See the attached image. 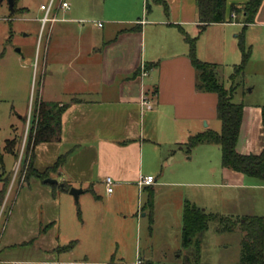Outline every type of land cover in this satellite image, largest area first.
Masks as SVG:
<instances>
[{"label": "crops", "instance_id": "crops-1", "mask_svg": "<svg viewBox=\"0 0 264 264\" xmlns=\"http://www.w3.org/2000/svg\"><path fill=\"white\" fill-rule=\"evenodd\" d=\"M164 1L167 12L156 4L162 8L161 14L153 19H126L128 28H117V21H108L112 25L109 31L94 24L100 29L99 34V30L90 33L70 8L61 10L57 5L56 21L46 26L40 41L37 37L33 59L27 47L16 52L10 45L0 44V109L7 120L5 126L8 124L11 131L16 129L10 114L22 124L27 120L29 124V103L24 109L22 106L28 102L31 75L35 79L39 76L40 99L66 105L59 141L39 144L33 151V168L39 173L50 169L59 156H65L61 167L48 173L47 178L57 180L58 184H45L33 176L17 185L14 173L7 172L5 166L0 168V191L7 182L0 204V264L23 262L16 257L19 246L30 258L25 262L59 263L57 253L66 250H61L54 238L51 242L46 239L60 220L61 199L68 201L65 197L69 191L62 190L63 184L81 189L79 196L89 193L94 200L100 199L99 188L107 193V177L113 184L137 187L138 191L152 189L153 185L139 188L137 183L141 176H153L143 166H157V148L161 143L165 147L185 146L192 135L208 129L219 132L217 95L195 89L196 71L181 30L195 38L198 60L216 64L218 75L223 67H230V84L233 67L241 61L238 38L243 34L250 57L241 79L240 101L233 99L234 103L244 105L236 151L242 155L261 152L264 0L247 25L242 16L230 12V7L250 0H226L229 20L203 29L197 20L196 0ZM42 16L40 10L36 17L39 25ZM141 64L146 68V76H141ZM142 99L150 104L149 108L141 106ZM21 136L17 137L19 148ZM194 149L202 154L204 166H221V159L220 164L209 163L210 155L219 151L218 145L201 144ZM13 152L8 154L14 157L16 151ZM215 172L218 181L209 183L210 186L259 189L264 195V183L257 179L222 167ZM205 173L210 174V170L205 169ZM162 179L158 183L155 179L154 185L162 186ZM87 189L91 191L85 192ZM112 192L107 193L108 199ZM144 210L151 211L145 204L141 208L138 202L136 214L133 209L132 213L127 210L124 219L128 216L133 220L139 213L146 216ZM92 212L98 215L95 202Z\"/></svg>", "mask_w": 264, "mask_h": 264}, {"label": "rangeland", "instance_id": "rangeland-1", "mask_svg": "<svg viewBox=\"0 0 264 264\" xmlns=\"http://www.w3.org/2000/svg\"><path fill=\"white\" fill-rule=\"evenodd\" d=\"M60 1L54 0V6ZM66 1L69 8L75 12L74 16L83 21L90 33L99 30L96 34L100 33V29L94 27V24H100L99 28L103 25L105 31H109L112 27L108 21H117V28H128L130 24L125 23L126 19L134 17L135 20L141 17L153 19L162 12V8L152 0ZM48 2L49 0H16L15 13L10 11L5 0L0 2V44L10 45L14 49L27 47L33 59L40 33V25L36 17L40 12V4L46 5ZM148 45L147 42V47ZM229 68L223 67L218 78L225 88L239 83L233 98L235 102H239L242 76L237 75L230 84L227 74ZM39 89L38 74L36 79L31 75L28 102L22 106L24 109L29 103L28 118L35 101L39 98ZM9 118L16 124V129L13 131L8 124L5 126L7 120L3 109H0V168L5 166L7 172L14 173L18 185L33 177L29 176L25 179L27 163H24V160L30 155L28 151L26 156L29 126L28 120L22 124L12 114ZM216 124L220 131V120ZM21 134L20 148L13 147L16 151L13 157L4 151L5 141L13 137L17 138ZM157 149L160 157L157 166L143 167L152 173L157 183L163 178L162 186L153 185L152 191L151 188L138 191L137 187L113 184V192L110 194L112 197L109 199L106 197L105 189L101 188L97 192L100 196L99 200H94L89 193L82 194L77 201L70 194L65 197L68 201L61 199L60 220L56 224L54 233L51 232L46 240L51 242L54 238L56 245L62 247L61 250H64L63 246L73 241L75 245L69 250L57 253L59 263L55 264H135L138 260L143 264L184 263L189 251L182 249L180 239L182 207L186 200L207 213L230 219L242 220L247 216H264V195L259 189H227L210 186L209 183L218 181L215 171L221 166H204V158L197 149L193 148L187 153L186 146L165 147L164 143H161ZM220 157V149L214 151V155H210L209 163L220 164ZM205 169H209L210 174H204ZM2 177L3 173L0 169V178ZM150 192L151 211L144 210L142 213H146V216L142 217L139 213L133 220L128 216L124 219L127 210L132 213L133 209V213L136 214L138 202L141 208H144ZM94 202L98 207V215L92 212ZM78 210L80 216L77 214ZM219 228L217 221L209 222L208 229L201 238L200 262L240 264L241 240L244 232L239 228L230 231H220ZM16 248L18 252L16 257L23 260L19 264H43L25 262L26 259H30L26 256L28 254L22 251V247ZM189 262L192 264L191 261Z\"/></svg>", "mask_w": 264, "mask_h": 264}, {"label": "trees", "instance_id": "trees-1", "mask_svg": "<svg viewBox=\"0 0 264 264\" xmlns=\"http://www.w3.org/2000/svg\"><path fill=\"white\" fill-rule=\"evenodd\" d=\"M263 0H250L241 6H231L230 12L243 17L244 25L253 21V18ZM155 4L162 5L167 12V4L164 0H153ZM16 0H14V10L16 9ZM148 7V6H147ZM146 7V8H147ZM197 20L199 28L213 23L226 22V0H196ZM181 29V28H180ZM184 40L188 45V56L191 65L196 71L195 89L200 92H211L217 95L216 114L221 122L219 132L206 130L202 133L192 135L185 143L187 152L201 144L218 145L221 152V167L240 173L246 177L257 179L264 183V106L261 107L262 122V150L259 154L242 155L236 151V145L239 138L241 122L243 118L242 103H234L233 97L237 91V86L225 88L219 81L217 65L208 62H202L197 59L195 54V38L188 37L181 30ZM238 49L241 54V61L233 67V73L230 80L237 75H243L246 64L250 57V47L246 46L243 34L238 38ZM147 67V66H146ZM66 105L43 101L37 98L30 117L29 127L27 129V152H30L27 163V174L40 180L48 177L50 171H55L64 163L65 156H59L55 164L50 168L39 173L33 168L34 148L42 143L59 141L61 132V117ZM18 143L17 138L5 141L4 151L13 154V147ZM27 160V161H26ZM7 180V179H5ZM7 182L0 191V204L6 191ZM69 187L63 184L62 190L69 191ZM90 189L85 192H90ZM152 191V189H150ZM146 207L152 208V195H148L145 203ZM79 215V210L77 211ZM217 221L220 231L233 230L239 228L244 232L241 240L240 264H264V216H247L242 218L230 219L217 214L207 213L204 209L196 206L190 201H184L182 207V228H181V247L188 250L184 263L179 264H203L200 262V243L203 234L207 231L209 222ZM75 241L63 247L64 250L73 248Z\"/></svg>", "mask_w": 264, "mask_h": 264}, {"label": "built area", "instance_id": "built-area-1", "mask_svg": "<svg viewBox=\"0 0 264 264\" xmlns=\"http://www.w3.org/2000/svg\"><path fill=\"white\" fill-rule=\"evenodd\" d=\"M58 8L61 10H69V4L67 3L66 0H61L60 3L58 4ZM39 9L43 12V16L39 19L41 28H40V33H39L38 39L40 41L46 26L48 24L56 21V17H55L56 8L54 6V0H49V2L46 5L45 4L41 5L39 7ZM97 26H100V24H97ZM36 66H37V59H35V62H34V67L36 68ZM140 71H141V76L147 75V71H146L144 64H141ZM141 106L143 108L144 107L149 108L150 104L147 101H145L144 99H142ZM29 113H30V111H29ZM29 123H30V119H29ZM27 125L29 126L28 122H27ZM104 183H105V187H106V192L110 193L112 191L113 180L111 178L107 177L105 179ZM137 184H138L139 188L146 187V186H152L155 184V178L153 176H150V175L141 176L139 178ZM135 264H140V261L138 260Z\"/></svg>", "mask_w": 264, "mask_h": 264}, {"label": "water", "instance_id": "water-1", "mask_svg": "<svg viewBox=\"0 0 264 264\" xmlns=\"http://www.w3.org/2000/svg\"><path fill=\"white\" fill-rule=\"evenodd\" d=\"M2 1H4V0H0V2H2ZM5 1L7 2L10 11L13 12V10H14V0H5ZM16 52H19V49H16ZM43 182H44L45 184H49V185H55V184H58L57 180H54V179H51V178H46V179L43 180ZM81 192H82L81 189H76V188H73V187H71V188L69 189V194H70L71 196H73V198L75 199V201L78 200V196H79V194H80Z\"/></svg>", "mask_w": 264, "mask_h": 264}]
</instances>
